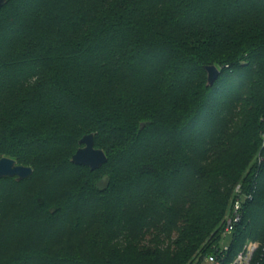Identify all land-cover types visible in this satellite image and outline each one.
<instances>
[{
  "label": "trees",
  "instance_id": "trees-1",
  "mask_svg": "<svg viewBox=\"0 0 264 264\" xmlns=\"http://www.w3.org/2000/svg\"><path fill=\"white\" fill-rule=\"evenodd\" d=\"M263 115L264 0H7L0 159L33 175L0 179V238L19 244L0 264H185L238 184L257 238ZM90 133L96 171L71 163Z\"/></svg>",
  "mask_w": 264,
  "mask_h": 264
},
{
  "label": "built area",
  "instance_id": "built-area-1",
  "mask_svg": "<svg viewBox=\"0 0 264 264\" xmlns=\"http://www.w3.org/2000/svg\"><path fill=\"white\" fill-rule=\"evenodd\" d=\"M261 133L264 148V115ZM262 158L259 163H262ZM253 192L245 190L242 184L235 189L231 209L216 242L205 249L190 264H264V231L257 238L242 239L245 228V210L248 202L253 200ZM232 237L228 246H221L222 239Z\"/></svg>",
  "mask_w": 264,
  "mask_h": 264
},
{
  "label": "water",
  "instance_id": "water-1",
  "mask_svg": "<svg viewBox=\"0 0 264 264\" xmlns=\"http://www.w3.org/2000/svg\"><path fill=\"white\" fill-rule=\"evenodd\" d=\"M7 0H0V9L6 4ZM207 86L212 87L221 74V70L216 66L210 65L206 68ZM95 133L83 136L79 140V149L71 157V163L77 166H85L91 171L100 169L108 162V157L102 149L95 147ZM33 168L18 165L14 159L3 157L0 159V179L16 178L18 182L31 178Z\"/></svg>",
  "mask_w": 264,
  "mask_h": 264
},
{
  "label": "rangeland",
  "instance_id": "rangeland-1",
  "mask_svg": "<svg viewBox=\"0 0 264 264\" xmlns=\"http://www.w3.org/2000/svg\"><path fill=\"white\" fill-rule=\"evenodd\" d=\"M261 148H263V145H262ZM97 149H99V148H97ZM261 158L263 160V157H262L261 153H258L253 163L254 164L255 163H258ZM30 187L32 189L35 188L34 185H30ZM236 187H237V185H236ZM236 187H234V189H233V194H232V197H231V199L229 201V206H228V208H227V210L225 212L224 218H223V220H222V222L220 224V228L218 227V229H219L218 233H216V236L213 237L210 241H207L206 242L207 244L205 243L206 245L204 244L202 249L197 250V252L191 257V259L188 262H186L185 264H190L192 261H194L200 255V253H202L205 249L209 248L210 246H212L216 242V240H217L220 232L223 229V225H224V223H225V221L227 219V216L229 215V212H230V209H231V204H232V200L234 198V194H235ZM12 192H13L14 196L17 197V198H15V200L16 199H19V208L24 207V206H27V202H28V199H29L30 194H29V192L27 190H25V188L24 189H21V188L16 187V188H14V190H12ZM10 199H12V197ZM12 201H14V200H8L9 204H10V202L13 203ZM8 202H6V203H8ZM0 204H3V203H0ZM14 204H15V206H14ZM14 204H12L14 210L19 209L15 202H14ZM10 206H11V204H10ZM2 224L3 223L0 222V226ZM182 224L183 223H180L179 227L182 226ZM261 232H262L261 229L258 230V231L257 230L254 231L255 234H257V233L260 234ZM155 234H156V232L153 231L152 233H150V234H148V235H146L144 237V241L143 242H144V245L145 246H148V247L154 246L153 245L154 243L151 242V240L155 236ZM178 235H179V233L177 232V230L174 229V231L172 232V236H171L172 239L169 240V241H174L178 237ZM159 239L163 240V237H161ZM231 241H232V237L230 236V237H228L226 239H222L221 242H220V245L221 246H228L231 243ZM14 242H15L14 239L9 238V237H7V238H3V237L0 238V260H3L4 261L7 257L10 256V254H12L13 252H15L16 250L19 249V244L16 246ZM167 242H165L161 246L162 247L168 246V243ZM151 243H153V244H151Z\"/></svg>",
  "mask_w": 264,
  "mask_h": 264
}]
</instances>
